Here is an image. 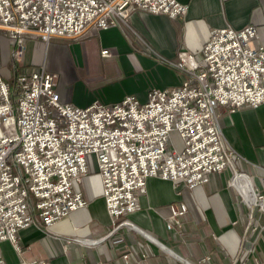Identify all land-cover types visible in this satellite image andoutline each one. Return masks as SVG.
Wrapping results in <instances>:
<instances>
[{
	"label": "built area",
	"instance_id": "built-area-1",
	"mask_svg": "<svg viewBox=\"0 0 264 264\" xmlns=\"http://www.w3.org/2000/svg\"><path fill=\"white\" fill-rule=\"evenodd\" d=\"M136 10L176 19L186 16L188 6L178 0H0V27L11 34L18 70L28 35L46 44L79 38L92 26L104 31L128 26ZM257 39L252 25L212 30L199 57L183 52L172 65L185 76L181 86L152 89L144 103L126 96L113 106L96 101L77 107L61 101L59 76L44 67L16 72L13 87L0 72V245L8 241L22 256L21 230L38 222L49 230L87 208L77 187L93 160L115 228L134 227L127 217L141 209L149 178L196 189L212 174L235 168L238 158L218 110L264 106V46H256ZM173 132L180 135L181 150L169 146ZM261 186L259 193L253 190L255 208L264 213V178ZM170 211L167 229L181 232L187 206L173 204Z\"/></svg>",
	"mask_w": 264,
	"mask_h": 264
},
{
	"label": "crops",
	"instance_id": "crops-1",
	"mask_svg": "<svg viewBox=\"0 0 264 264\" xmlns=\"http://www.w3.org/2000/svg\"><path fill=\"white\" fill-rule=\"evenodd\" d=\"M178 1L188 6L185 17L172 19L136 10L128 26L105 31L92 26L79 38H53L46 44L30 34L18 70L11 34L0 27V72L11 85L16 72L27 75L44 67L59 76L61 101L77 107L96 101L113 106L126 96L144 103L152 89L181 86L185 76L165 61L177 62L180 52L199 57L214 29L255 26V45L264 46V0ZM105 50L110 57L102 56ZM218 111L228 146L242 157L237 168L212 174L208 184L196 189L149 178L147 192L140 196L141 209L127 217L134 227L115 228L93 160L92 171L77 187L88 207L49 230L39 222L21 230L18 242L22 256L10 242L1 243L4 264H264V213L253 210L245 198L250 197L254 204L252 187L257 193L262 190L264 106L235 113L224 107ZM237 174L249 179L236 180ZM173 204H184L188 209L181 232L167 229Z\"/></svg>",
	"mask_w": 264,
	"mask_h": 264
},
{
	"label": "rangeland",
	"instance_id": "rangeland-1",
	"mask_svg": "<svg viewBox=\"0 0 264 264\" xmlns=\"http://www.w3.org/2000/svg\"><path fill=\"white\" fill-rule=\"evenodd\" d=\"M150 51V50H148ZM146 53V52H144ZM150 53V52H149ZM183 53V52H180L179 55H178V61L177 62H173V61H165L166 64L172 68H175L173 67L172 65H178L180 62H181V58L179 57L180 54ZM148 54V53H146ZM150 55V54H148ZM111 56V55H110ZM176 69V68H175ZM178 70V69H177ZM179 71V70H178ZM180 72V71H179ZM224 132V130H223ZM224 136H225V133H224ZM170 148H176L178 150H181L183 148V142L180 138V135L177 133V132H173L171 134V140H170V144H169ZM230 148L235 152V155L237 156V160H234V166L237 168L239 165H238V162L242 160V157L238 154V152L232 147L230 146ZM232 169V168H231ZM256 181V179L254 180V182ZM256 186H258V184L256 183Z\"/></svg>",
	"mask_w": 264,
	"mask_h": 264
},
{
	"label": "water",
	"instance_id": "water-1",
	"mask_svg": "<svg viewBox=\"0 0 264 264\" xmlns=\"http://www.w3.org/2000/svg\"><path fill=\"white\" fill-rule=\"evenodd\" d=\"M239 177H246V178H248L245 174H237V176H236V180H237ZM248 179H249V178H248ZM244 191H245V189H244ZM252 192H253V195H254V197H255V203H254V204L252 203V200H251L250 197H246V196H245V198H246L247 202L250 204V206L252 207V209L254 210V209H255V206H256V196H255V193H254L253 187H252ZM145 235H147V234H145ZM152 240H153L156 244H158L162 249H164L167 253H169V254L173 255L174 257L179 258V259L182 260V258H180V257H179L176 253H174L172 250L168 249L165 245H163L162 243H160V242L157 241L156 239H153V238H152ZM182 261H183V260H182ZM185 263H186V264H189L188 262H185Z\"/></svg>",
	"mask_w": 264,
	"mask_h": 264
},
{
	"label": "trees",
	"instance_id": "trees-1",
	"mask_svg": "<svg viewBox=\"0 0 264 264\" xmlns=\"http://www.w3.org/2000/svg\"><path fill=\"white\" fill-rule=\"evenodd\" d=\"M11 86L13 87V82L11 83ZM15 96H12V99L14 100Z\"/></svg>",
	"mask_w": 264,
	"mask_h": 264
}]
</instances>
